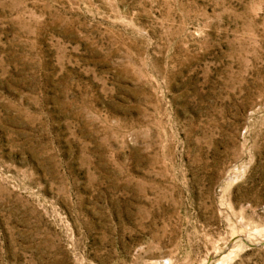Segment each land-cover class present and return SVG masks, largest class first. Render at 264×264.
Wrapping results in <instances>:
<instances>
[{
    "label": "rangeland",
    "instance_id": "obj_1",
    "mask_svg": "<svg viewBox=\"0 0 264 264\" xmlns=\"http://www.w3.org/2000/svg\"><path fill=\"white\" fill-rule=\"evenodd\" d=\"M0 264H264V0H0Z\"/></svg>",
    "mask_w": 264,
    "mask_h": 264
}]
</instances>
